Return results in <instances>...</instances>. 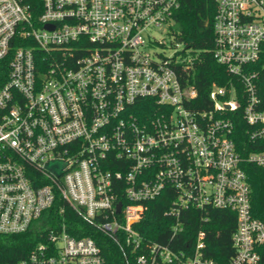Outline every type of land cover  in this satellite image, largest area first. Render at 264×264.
<instances>
[{
    "label": "built area",
    "instance_id": "2783aa9c",
    "mask_svg": "<svg viewBox=\"0 0 264 264\" xmlns=\"http://www.w3.org/2000/svg\"><path fill=\"white\" fill-rule=\"evenodd\" d=\"M216 1L213 56L242 89L214 85L205 102L187 84L198 52L168 55L153 34L181 0H0V235L38 239L2 264H105L92 236L70 233L67 210L137 264H219L204 231L186 248L141 234L164 194L171 243L184 213L230 211L228 264L260 263L246 166L264 170V0Z\"/></svg>",
    "mask_w": 264,
    "mask_h": 264
},
{
    "label": "trees",
    "instance_id": "16d2710c",
    "mask_svg": "<svg viewBox=\"0 0 264 264\" xmlns=\"http://www.w3.org/2000/svg\"><path fill=\"white\" fill-rule=\"evenodd\" d=\"M217 9L216 0H181V8L176 12L175 23L170 27L175 43L198 52V62L192 71L188 85L198 91V101H208V95L214 85L238 90L241 86L237 78L230 75L225 66L219 64L213 56L215 49L214 18ZM258 69V67H256ZM255 68V69H256ZM4 82V80H3ZM264 88V81L261 83ZM234 139L242 151L249 148L244 125L237 124ZM246 171L250 176L254 190L256 217L264 221V170L248 165ZM167 194L149 205L145 218L137 228L148 240L186 248L195 244L200 231L206 232V254L219 264H228L233 255L232 235L236 229V217L230 211L210 210L208 214L189 211L183 214L184 231L171 243L170 228L174 223L166 217L168 209ZM65 218L69 231L77 237L92 236L99 247L105 264H137L134 257L126 256L121 247L106 234L96 231L67 210ZM208 218V219H206ZM37 236L30 232L18 235H0V264L13 263L25 256L36 245ZM264 264V247L261 249V261Z\"/></svg>",
    "mask_w": 264,
    "mask_h": 264
},
{
    "label": "rangeland",
    "instance_id": "374dc122",
    "mask_svg": "<svg viewBox=\"0 0 264 264\" xmlns=\"http://www.w3.org/2000/svg\"><path fill=\"white\" fill-rule=\"evenodd\" d=\"M153 34L160 42L164 44V46L158 47L159 51H164L166 54L170 55L176 50L178 52H183L185 50L184 45H178L175 43L174 37L171 33V28H166L165 30L156 29L153 31Z\"/></svg>",
    "mask_w": 264,
    "mask_h": 264
},
{
    "label": "water",
    "instance_id": "95a60500",
    "mask_svg": "<svg viewBox=\"0 0 264 264\" xmlns=\"http://www.w3.org/2000/svg\"><path fill=\"white\" fill-rule=\"evenodd\" d=\"M47 28H52V27H47ZM120 209H121V205L118 206V210H120Z\"/></svg>",
    "mask_w": 264,
    "mask_h": 264
}]
</instances>
